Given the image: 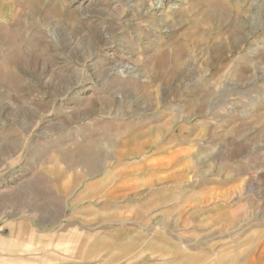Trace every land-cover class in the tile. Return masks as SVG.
<instances>
[{
  "label": "rangeland",
  "instance_id": "1",
  "mask_svg": "<svg viewBox=\"0 0 264 264\" xmlns=\"http://www.w3.org/2000/svg\"><path fill=\"white\" fill-rule=\"evenodd\" d=\"M142 163L217 198L143 206L94 264H264V0H0V234L73 201L129 226Z\"/></svg>",
  "mask_w": 264,
  "mask_h": 264
},
{
  "label": "crops",
  "instance_id": "2",
  "mask_svg": "<svg viewBox=\"0 0 264 264\" xmlns=\"http://www.w3.org/2000/svg\"><path fill=\"white\" fill-rule=\"evenodd\" d=\"M141 167L139 168L137 164L134 167L126 168L123 172L126 182L120 184L126 196H135L134 200L125 201L130 207L123 217L129 221L126 223L129 226L113 227V221L115 220L106 215L96 219L93 204L83 206L79 201H73L70 206L62 208L64 212L58 215L56 210L54 215L53 211L33 215L30 213L24 219L9 221L7 226L3 224L8 233L5 237L0 234V264H94L96 255L99 258L101 256H111V242L113 240L123 239L124 241L128 239V233L136 236H139L140 233V235L144 234L142 229H139L142 228L143 224H146L143 219H140L141 211L139 209H144L143 206L147 207L145 206L147 204L151 206V209L148 210H153V214L150 215V212L147 211L145 217L154 219V216L157 218L158 213L155 212L162 208L169 209L171 206H176V204H181L184 207L189 202L208 205L211 199L217 198L211 196L218 193L216 188L204 189L199 187L195 191L194 197L189 198L184 203L181 200L175 203L176 192L172 191L162 194L165 198L160 201L158 199L161 195L159 187L144 190L145 185H142L141 181L135 182L136 180L133 181V179L128 181L129 177L134 176L142 180L150 177L152 179L151 183L158 181L159 170H154L155 167L153 166L149 168L147 163H142ZM166 183L169 185L172 182L167 179ZM115 185L110 175L104 176L98 183L99 191L97 193L111 192L115 189L113 188ZM95 192V189L93 192L91 191L90 196H94ZM162 193H165V191ZM144 197H146V202H143ZM46 209L54 208L47 206ZM65 213L68 216H61ZM130 225L139 227L134 230L131 229ZM121 233H123V237H117ZM100 241H103V244L100 248H97Z\"/></svg>",
  "mask_w": 264,
  "mask_h": 264
}]
</instances>
